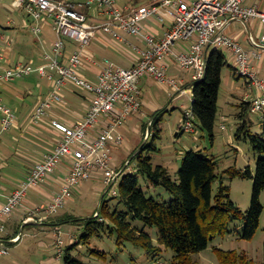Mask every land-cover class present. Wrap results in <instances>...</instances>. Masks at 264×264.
<instances>
[{"label":"built area","instance_id":"built-area-1","mask_svg":"<svg viewBox=\"0 0 264 264\" xmlns=\"http://www.w3.org/2000/svg\"><path fill=\"white\" fill-rule=\"evenodd\" d=\"M11 1L13 9L22 10L32 21L33 35L41 36L44 26L50 25L55 39L50 50L41 55V63L20 61L5 66L6 50L12 40L3 36L0 85L33 75L47 82L48 94L40 98L30 115V123L36 127L51 117L55 109L66 111L64 92L67 89L90 95L91 103L85 115L72 124L51 119V127L56 133L54 147L33 164L9 195L5 194L2 184L4 166L0 160V201L3 202L0 206V258L10 255L9 245L1 238L6 236L8 223L16 212L27 211L24 225L43 224L59 215L84 183L101 178L112 188L119 182L123 171L113 165V150L124 144L122 130L129 120L142 113V79L150 78L179 96L187 95L191 86L203 80L206 74L211 46L216 50L224 48L233 56L237 75L245 78L253 90L244 102L250 105L251 113L264 115V78L252 65L253 58L260 59L261 54H250L225 32L232 21L245 24L258 21L264 28V11L257 4L246 6L247 0H152L148 5L132 3L121 7L119 0ZM150 19H157L166 28L163 36L145 30L144 23ZM124 34L137 37L146 48L130 44ZM102 36L116 44L115 47L130 58L133 65L124 67L104 59L96 80H90L82 74V69L90 59L89 48L93 41ZM261 40L264 44V34ZM251 42L257 47L262 46L253 38ZM172 66L191 75L188 86L169 74ZM16 124V113L5 104L0 93V141L2 135ZM180 129L184 133L196 132L192 109L184 112ZM222 129L225 130V126ZM62 166L67 172L53 197L41 205L30 203L29 192L46 187ZM113 195L118 197V190H114ZM100 221L104 219L100 218ZM55 232L57 257L62 258V231L56 229ZM19 239L20 236L15 237L13 242ZM153 263L167 264L162 260Z\"/></svg>","mask_w":264,"mask_h":264},{"label":"rangeland","instance_id":"rangeland-1","mask_svg":"<svg viewBox=\"0 0 264 264\" xmlns=\"http://www.w3.org/2000/svg\"><path fill=\"white\" fill-rule=\"evenodd\" d=\"M11 2V0H0V38L2 35H5L6 37L14 38L16 42L23 39L29 41L40 39V37L33 35L28 30H18L15 32L7 29L10 26L9 23L12 21L16 25H19L23 22L24 17L29 20L22 10L13 9ZM29 22L31 23L32 21L29 20ZM215 50V46H211L209 55ZM113 52L120 59V62L128 63L118 52ZM24 60H28V58H24ZM228 60L230 61V66H226L222 74L215 140L203 132L198 125L196 126L195 133H182L180 129L184 112L187 109H192L193 94L191 89L188 90L187 95L179 96L171 89L163 87L153 80L150 85L155 96H157V99L153 100V102L159 103L161 110L167 108L166 112L162 115L161 121L157 124V128L160 130L159 137L156 138L155 136L156 130L152 125L153 119L151 120V118L143 119V124L137 120L128 122L123 131L125 137L124 144L113 150V158L115 159L113 165L118 166V169H123L127 165L125 162L129 161L130 163L139 148L145 144H153L157 150H147L145 155L148 154L153 158L154 165L167 167L171 175L176 178L182 166L184 153L189 150L200 151L203 155L214 158L216 161V174L219 179L212 187L213 198L218 195L222 182L229 190L231 201L243 214H246L251 208L254 181L250 178L235 176L234 173L236 171L245 173L250 169L252 174L255 175L260 155L254 150L249 141L238 142L235 139L237 130L240 127L238 115L242 110L231 100L233 98L232 93H234V90H238L237 87L243 91L247 86L245 78L239 75L235 76L236 74L233 73L231 68L234 64L231 58L228 57ZM171 73L179 77L185 76L188 80H191L190 74L178 71L176 68L171 69ZM36 79L42 82L44 86L47 85L46 81H41L37 76L28 77L12 84L0 85V93L5 100V104L13 110L20 108L22 120L25 118L24 116L28 111L29 105H32L38 95L39 90L34 88L35 84L38 83ZM26 87H30L35 92V96L25 94L24 101L16 98L17 88L22 92ZM13 88L15 90H12ZM9 91L13 94V101H6ZM68 91L69 89H67L65 96L67 110L61 112L55 109L54 111L58 114L67 116L68 113L71 114L72 111L82 108V103L84 102L83 96L80 93H70ZM173 96L176 97V100L173 99ZM249 118L253 123V133L262 134L261 115L250 113ZM137 124L139 126L138 130L136 129ZM140 126L141 131H139ZM222 126H225L226 129L223 130ZM150 130L152 131L151 136H149ZM15 133L17 131L11 129L2 135L0 153L12 151L16 155L18 152L27 150L29 144L24 140L21 138L19 142L13 140L12 134ZM19 134L18 132L16 136L18 137ZM228 137L234 140V147L228 145ZM21 158V163L27 162L25 158ZM14 160H20V158L16 156ZM136 163L137 161L134 160L129 168H127L128 166L126 167V170L135 172ZM22 165L25 167V170L23 169L24 172L21 171L22 166H20L19 170L17 168L16 171L13 164H10L7 169L2 171V184L4 187L11 189L12 186L9 184L20 183L27 176L28 169L24 164ZM140 184L148 197H155L159 201H170L172 198L163 187H155L143 177H140ZM118 188L119 182L114 184L112 188H109L101 180H91L84 183L79 192H74L72 200L60 214L48 219L45 225L40 227L35 226L36 224L24 225L25 227L22 229L21 238L18 243L9 245L10 255L0 258V264H65L63 258L57 257V250L55 248L57 239L55 237L57 233L55 232V228L56 225L60 224L61 219L67 216L64 212L86 221L94 220L103 206L110 207L111 209L118 206L120 210L127 211L124 205H119V199L113 195L114 190H118ZM103 199H105L104 203ZM28 200L38 205L48 201L44 198L43 194L35 190L29 192ZM261 203L263 213L260 219V227L252 240L242 238V222L237 220L229 221L228 232L225 235L213 237L208 249L195 255L199 263L220 264L216 249L247 255L255 263L264 261V192L261 195ZM27 216V211L23 209L12 216L8 224L7 238H10L6 240L20 233L23 223L21 218L25 219ZM104 221L106 224L103 226L93 225L95 226L94 233L86 243L81 242V236L86 232L85 223L66 224L60 234V238L64 241L63 251L65 252L68 247L73 246L72 255L83 261L84 264H154L151 261V256L145 250L132 246H118L116 233L108 228L109 220L104 219ZM131 223L135 227L146 228V231L153 237L155 243L158 242V229L156 227H145L144 223L140 220H132ZM73 234L78 236L79 242L71 243L74 237ZM171 254V251L165 252L164 260H168Z\"/></svg>","mask_w":264,"mask_h":264},{"label":"trees","instance_id":"trees-1","mask_svg":"<svg viewBox=\"0 0 264 264\" xmlns=\"http://www.w3.org/2000/svg\"><path fill=\"white\" fill-rule=\"evenodd\" d=\"M21 11V10H19ZM229 65L228 57L221 49L213 51L208 57L206 74L203 80L191 86L193 94L192 111L196 117V126L215 139V126L218 117V102L222 86L223 69ZM234 71L236 69L233 67ZM74 93L84 92L74 91ZM167 109L153 114L155 136L159 137L157 124ZM240 127L235 135L236 141H249L260 155L255 175L250 169L245 173L236 171L235 176L250 178L254 181L251 208L246 214L231 201L229 190L221 182L218 195L213 198L212 187L218 181L216 161L203 155L200 151L189 150L183 155L182 166L174 178L169 169L163 165H154L153 158L145 152L156 151L155 145L145 144L135 153L132 161H137L135 172L124 170L119 180V205H124L127 211L119 207H102L99 216L94 220H82L67 214L61 219L60 225L68 223L86 225V232L81 236V242L86 243L94 233V224L105 225L116 233L117 244L120 247L132 246L145 250L151 261H166L167 264H200L195 255L208 249L210 241L216 235L228 232V223L237 220L243 224L242 238L252 240L260 227L263 213L261 195L264 192V115L261 118L262 134L253 133V123L250 121V105H241ZM160 118V119H159ZM152 131L150 130L149 136ZM3 170L6 161L0 157ZM140 177L145 178L155 187H163L171 195L170 201H159L148 197L140 184ZM110 191V190H109ZM108 191V192H109ZM103 199V203H104ZM102 203V204H103ZM132 220H140L145 227L158 229V242L146 231V228L133 226ZM3 241L8 239L2 237ZM73 246L68 247L63 255L65 264H84L72 255ZM171 251L170 258L164 260L165 252ZM220 264H264L255 263L247 255L233 251L216 249Z\"/></svg>","mask_w":264,"mask_h":264},{"label":"crops","instance_id":"crops-1","mask_svg":"<svg viewBox=\"0 0 264 264\" xmlns=\"http://www.w3.org/2000/svg\"><path fill=\"white\" fill-rule=\"evenodd\" d=\"M72 1H85V0H72ZM151 1L152 0H119V5L121 7H124V6H126L128 4H132V3L136 4V5H148L151 3ZM254 4H257L259 9L261 11H264V1L257 2L255 0H247L245 3L246 6H252ZM31 24H32V22L30 23L29 20H27L26 17H24L23 22L21 24L16 25L14 23V25L9 26L7 29L13 30L15 32L18 30H24V31L28 30L29 32H31V29H30ZM144 26H145V30L147 32L154 34L158 37L163 36V34L166 30V28L163 25L159 24V21L157 19H150V20L146 21L144 23ZM225 32L227 35H229L232 38H235L238 42H240L241 45L244 47V49L246 51H248L250 54H252L254 52L261 54L260 59L259 58H253L252 65L254 67V70L258 73V75L261 78H264V44L261 42L262 41L261 38L264 34V28L261 27L259 22L254 21V22H249V23L245 24V23L240 22V21H232V22H230L229 26L226 28ZM3 36H5V35H2L0 38L1 39L0 40V47L5 46V43L2 40ZM124 36L126 37V39L128 40V42L130 44L136 45L142 49L146 48V44L143 41L139 40L137 37L129 36L127 34H124ZM39 37H40V39H37L35 41H29L27 39H23V40H20L17 42L14 38L9 37L12 40V45L6 50L5 66H11V65H13L17 62H20V61L33 62L35 64L41 63V60H40L41 55L44 53V51L50 50L51 45L55 39V35L51 29V26L50 25L44 26L43 33ZM251 38H253L258 44H261L262 46L257 47L255 45H253L251 42ZM115 46H117V45L114 44L109 38H106L103 36L94 40L92 45L89 48L90 59L86 61L85 67L82 69V74L90 80H96V76L98 75V73L100 71V68H101V65H102L104 59H110L113 62H115L116 64H118L120 66H124V67L132 66L133 65L132 60L130 58L124 56L118 50V48H116ZM126 48H129V47L126 46ZM220 49L223 50L225 52V54L227 55V57L231 58V60L233 62V56L231 55V53L224 48H220ZM113 51L118 52V54L122 58H124L128 63L120 62V59L115 56V53ZM24 58H28V60H24ZM228 62H230V61L228 60ZM228 66H230V65H228ZM233 67H234V65L231 66L233 73L236 74L235 76H238L236 71H234ZM171 69H175V67L172 66ZM171 69L169 71L170 75L177 76L180 80H182V82L184 83V86H188L190 84L191 80H188L185 76L179 77L178 75L171 73ZM33 76H37V75H33ZM40 80L42 81L41 78H40ZM36 81L38 83H36V84L34 83L35 84L34 88L38 89L39 92H38V95L36 97V100L32 103V105H29L28 111L24 116L25 117L24 120H22V118H21L22 113L20 114V112H21L20 108L19 109L15 108V110H14V112L16 113V116H17V124L13 128V130L17 131V133L19 132L20 134L18 137L16 136L17 133L12 134L13 140L15 142H19L20 138H21L22 140H24L26 143L29 144V147L27 148L26 151L18 152V154H16V155L12 151L1 152L0 157L6 161L5 162L6 165H5L4 169H7L10 166V164H13L15 170L17 168L19 170L21 168L20 166H22L23 168L21 169V171L24 172L25 167L22 165V164H24L28 169L27 171L29 172V170L33 166V164L37 161H40L43 158L44 154L46 152L50 151L54 147L55 139H56V133H55L54 129H52V127H51V123H50L51 119L52 118H58V119L64 120L67 123L72 124V123L76 122L79 118L83 117L85 115V113L87 112V109L90 106L91 96L86 94V93H83L82 96L84 98V102L82 103V108L80 110L72 111V113L71 114L68 113L67 116L58 114V113H56V111H53L51 114V117L46 119L42 123L41 126L36 127L30 123V115L32 114L34 108L38 104L40 98L46 96L49 92L48 85L44 86L42 82H39V80L36 79ZM43 81H45V80H43ZM152 82H153V80L150 78H144L141 80L140 87L143 90L142 113L133 117L132 119H130L129 122H134L137 120L138 122L143 124V122H144L143 119L151 118V120H152L153 114L155 112L161 110L160 109L161 107H159V103L156 104L153 102V100L157 99V96H155V94L152 90V87L150 85ZM9 84H12V83H9ZM3 85H5V84H3ZM246 86H247L246 89L243 91L240 90L236 86L238 90L236 89L237 91L234 90V93H232L233 98L231 100L240 109H241V104H243L245 101V97L247 95L253 93V90H252V88H251V86L247 80H246ZM12 90H15V89L13 88ZM18 90H19V88H17V90H16L17 91L15 94L16 98H19L22 101H24L25 94H28L29 96L30 95L35 96V92L30 87H26V89L24 91H22L23 93L21 92V90H19V91ZM66 91L64 92V97L66 96ZM69 91H70V93H74L71 90H69ZM10 92L11 91H9V94L7 95L6 101H13V99H14L13 94ZM173 99L176 100V97L173 96ZM165 109H167V108H165ZM57 110H59V109H57ZM66 110H67V104H66ZM61 112H62V110H61ZM238 116H240V114ZM149 123H150V121H149ZM141 126H140L139 131H141ZM145 126H147V125H145ZM137 128H139L138 124L136 125V129ZM124 130L125 129H123L122 132ZM182 133H184V132H182ZM228 139H229L227 141L228 145H230L231 147H234V140L231 139L230 137H228ZM238 148L240 150L239 146H238ZM16 156H18L20 158V160H14V159H16ZM21 157L25 158L27 162L21 163V159H22ZM125 163H127V165H125L123 167V169L122 168L118 169V166H115L116 169L124 171L126 169V167L128 166L129 161H126ZM66 172H67V170L63 166L60 167V169L55 173V175L51 177L48 185L46 187H44L43 189L37 190V192H40L41 194H43L44 198L49 201L51 199V197H53V195L59 190L60 183L62 181L64 173H66ZM93 180L103 181L101 178L93 179ZM18 184L19 183L14 184V185L9 184L12 186L11 189L4 187L5 188V194L9 195L17 187ZM82 186H80L75 192H79L81 190ZM29 202L32 203L31 200H29ZM2 203L3 202L0 201V206L2 205ZM64 213L68 214L66 212H64ZM73 216H75V215H73ZM21 219H22L23 223L21 225L22 227H21L20 233H18L16 236L12 237L9 240H6V241L2 240L3 242L7 243L8 245L18 243V242L14 243L13 239L15 237H18V236H20V238H21L22 229L25 227L24 226V220L25 219H23V218H21ZM45 224L46 223L36 224L35 226L40 227V226H43ZM65 225L56 226L55 230L60 229L62 231L63 228L65 227ZM7 235H8V231H7L6 236H4V237H7ZM73 235H74V237H73V240L71 241V243L79 242L78 236L75 234H73ZM8 238H10V237H8ZM52 262H53V260H52Z\"/></svg>","mask_w":264,"mask_h":264},{"label":"water","instance_id":"water-1","mask_svg":"<svg viewBox=\"0 0 264 264\" xmlns=\"http://www.w3.org/2000/svg\"><path fill=\"white\" fill-rule=\"evenodd\" d=\"M139 149H141V148H139ZM139 151V150H138Z\"/></svg>","mask_w":264,"mask_h":264}]
</instances>
